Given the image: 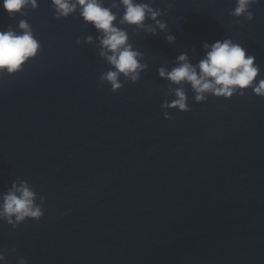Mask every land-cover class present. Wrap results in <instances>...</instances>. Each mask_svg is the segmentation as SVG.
Returning <instances> with one entry per match:
<instances>
[{"label": "water", "instance_id": "95a60500", "mask_svg": "<svg viewBox=\"0 0 264 264\" xmlns=\"http://www.w3.org/2000/svg\"><path fill=\"white\" fill-rule=\"evenodd\" d=\"M166 2L158 19L175 42L123 25L148 68L115 93L99 82L110 66L78 12L57 20L37 0L9 18L0 7V31L24 19L40 43L21 70L0 72V197L24 181L43 212L15 230L0 220V251L15 249L7 264H264V98L249 88L197 103L184 85L190 110L164 119L175 96L157 75L231 38L264 77V0L239 25L234 0Z\"/></svg>", "mask_w": 264, "mask_h": 264}, {"label": "clouds", "instance_id": "9594fccd", "mask_svg": "<svg viewBox=\"0 0 264 264\" xmlns=\"http://www.w3.org/2000/svg\"><path fill=\"white\" fill-rule=\"evenodd\" d=\"M155 2L156 0H119L116 3L112 0L110 6H106L105 0H51L57 20L78 12L83 22L90 24L98 32L96 39L101 49L99 55L110 66L109 70L99 76V82L108 83L113 93L124 82H137L141 73L148 68V64L142 62L143 53L129 42L127 28L122 27L123 25L152 36L164 33L169 44L175 42L176 37L168 29L167 22L158 19L166 15L167 9L173 5L161 0L165 7L154 8L152 5ZM260 2L261 0H234V8L230 12L236 18L234 23L241 24L240 17L251 21V6ZM29 4L35 9L37 0H0V7L7 12L9 18H13L16 13L26 15L23 10ZM113 9H121L119 16ZM18 29L19 31H15L9 25L7 30L0 31V72L16 73L38 53L40 43L34 38L29 23L21 19ZM92 40L91 35L85 37L87 43ZM75 43L79 45L80 39L77 38ZM203 51V58L196 64L190 63L188 55L182 53L175 58V65L170 70L165 66L157 68L158 77L168 82V92L175 96V99L164 100L160 105L165 110L164 119H170L167 110H190L184 85L190 86L194 102L197 103L207 100L209 96L224 99L233 95L243 96L249 88L254 95L264 98V77L258 78L260 66L254 62L255 56L248 54L240 43L224 38L211 44L204 43ZM35 199L36 193L26 182H19V186L14 182L11 189L0 197V220L11 225L14 230L26 219L40 220L43 215L42 207L35 203ZM40 199L43 202L45 198ZM9 251L15 253V249L5 248L0 251V261H5V264L7 261L4 253ZM18 264H27V261L19 257Z\"/></svg>", "mask_w": 264, "mask_h": 264}]
</instances>
